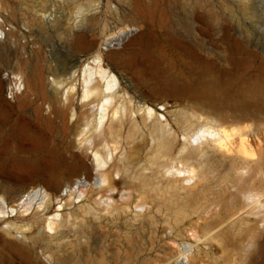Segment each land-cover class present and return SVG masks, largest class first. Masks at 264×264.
I'll return each instance as SVG.
<instances>
[{
	"label": "rangeland",
	"instance_id": "1",
	"mask_svg": "<svg viewBox=\"0 0 264 264\" xmlns=\"http://www.w3.org/2000/svg\"><path fill=\"white\" fill-rule=\"evenodd\" d=\"M83 9L89 10V16L93 14L86 33L96 47H103L109 39L113 45L108 49L119 51L137 29H148L144 40L131 47L132 64L127 69L145 97L150 98L151 87H166L184 98L179 104L168 97L170 110H192L227 126L251 124L261 139L254 143L256 148L261 146V162L253 176L256 186L264 191V0H77L75 9L52 0H0V31L4 27L5 32H0V94L5 101H15L13 82L19 72L24 81L31 77L26 94L33 107L42 113L54 105L64 107L60 95L53 92L51 79L59 76L73 57L71 25L79 16L74 11ZM42 10L55 11L54 24L42 22ZM84 108L75 100L77 113ZM30 111L22 116L32 125ZM66 111L70 128L71 117ZM160 111L171 120L178 116ZM18 115L14 110L13 117ZM173 127L180 133L175 124ZM48 135L61 144L78 147L73 128ZM16 138L8 125L0 128V148L31 142L29 134ZM145 143L138 141L137 149L129 153L124 175L112 173L119 187L127 189L123 192L130 193L129 210L109 212L96 204L93 200L103 191L95 190L83 201L75 197L74 204L65 208L77 216L75 223L64 227L48 244L42 238L32 239L29 259L0 244V264H180L185 261L179 252L186 241L195 243L191 251L194 264H264V207L259 212L240 206L243 198L234 172L238 164L219 158L207 182L191 181L188 188L193 194L183 199L164 187L165 180L150 161L152 149ZM92 153L90 148L82 153L89 169L78 175L83 179L90 174V184L96 181ZM111 162L119 163L115 157ZM16 170L13 159H0L1 177L12 179L19 173ZM142 193L149 197V211L135 218L134 202ZM82 204L97 211L78 208ZM181 207L185 213L176 214ZM228 228L233 235L227 241L209 237ZM192 232L202 239L192 237ZM4 236L19 242V237ZM49 252L53 253L50 262Z\"/></svg>",
	"mask_w": 264,
	"mask_h": 264
},
{
	"label": "bare ground",
	"instance_id": "2",
	"mask_svg": "<svg viewBox=\"0 0 264 264\" xmlns=\"http://www.w3.org/2000/svg\"><path fill=\"white\" fill-rule=\"evenodd\" d=\"M52 1L60 5L68 4L72 9L77 4V0ZM88 12L89 10L84 9L81 12L74 11L79 16L71 25L69 35L73 57L62 68L60 75L51 79L53 92L60 95L64 107L60 109L59 106H51L48 113H42L38 107H33L26 94L31 77L28 82L24 81L23 75L18 72L13 82L15 101H5L0 94V128L8 125L17 136L16 140L31 135L33 145L43 144L48 132L73 128L78 136L77 148L80 154L83 155L86 149H92L94 164L91 168L95 169L93 177L96 181L88 183L90 174L83 179L78 178V175L88 172L89 165H84L76 155L71 158L73 164L63 168V159L56 154L30 161L13 157L17 172L26 166L44 165L47 168L44 179L49 181L43 186L35 184L33 176H27L21 179L17 188L7 189L4 195L0 194V229L3 232L0 233V244L8 252L29 259L31 240L42 238L46 240V244L50 243L64 227L75 223L77 216L65 208L74 204L75 197L80 198V201L90 199L95 190L110 193H98L97 200H93L96 204H101L103 209L109 212L129 210L130 193L123 192L126 188L119 187V181L115 180L112 173L120 172L124 175L127 172L126 158L137 149L136 143L143 140L152 149L150 161L158 167L159 175L166 182L164 187L172 189L181 198L186 199L193 194L188 188L191 181L207 182L208 174L212 172L218 159L228 158L238 164L234 166V172L235 182L238 183L243 198L240 206L257 208L261 212L264 207V191L259 185L256 186L257 179L253 176V172L259 171L261 162V146L256 148L254 143L261 139L251 128V124L247 122L243 126H227L192 110H170L168 97L179 104L184 101L183 96L176 92V87L175 91L166 87H151L150 98L145 97L127 69L132 64L131 47L144 40L148 29H137L119 51H116L118 48L115 51L108 49L113 45L109 39L103 42V47H96V42L86 33L88 20L93 18V14L89 16ZM41 13L40 18L44 23L54 24L57 19L55 11L42 10ZM120 44L121 38L118 46ZM81 55L86 59L81 60ZM110 64L119 65L123 69L114 67L116 71H113ZM77 99L85 107L80 113L75 110ZM28 109H31L32 125L22 116ZM66 109L71 117L70 128L66 123ZM14 110L20 115L13 117ZM160 110L178 116L171 120ZM173 124L180 133H177ZM4 142L8 144V141ZM207 155L209 157L205 159ZM114 157L119 163L111 162ZM31 183L34 185H30ZM80 185L88 188L80 189ZM201 190L200 188V192ZM148 198L142 193L134 202L132 213L135 218L149 211L146 206ZM82 206H86L88 211H97L89 204L79 205L78 208ZM184 210L182 207L178 208L176 214H184ZM240 221L242 223V218ZM232 231L228 228L209 237L227 241L233 235ZM4 234L19 237V242L7 240ZM192 235L197 240L202 239L196 232H192ZM184 244L179 256L183 255L185 261L180 264H194L196 258L191 251L195 243L186 241ZM48 256L47 260L50 262L53 253L49 252Z\"/></svg>",
	"mask_w": 264,
	"mask_h": 264
},
{
	"label": "water",
	"instance_id": "3",
	"mask_svg": "<svg viewBox=\"0 0 264 264\" xmlns=\"http://www.w3.org/2000/svg\"><path fill=\"white\" fill-rule=\"evenodd\" d=\"M48 112L49 107L44 113ZM49 154L59 155L63 159V162L61 163L62 168L73 164L71 160L73 155L78 156V160L84 165H87L84 156L78 152L77 147L61 144L55 137H51L49 135L46 137L45 142L41 145H33L29 141L28 144H15L0 148V159L3 158L11 160L13 157H17L22 161H30L37 160L38 158ZM46 172L47 168L44 165L37 164L34 166H26L24 169L19 171L16 177L12 179H6L0 176V192L4 195L7 189L17 188L18 184L22 182L21 179L27 176H33L35 178L33 181L35 184L46 186V183L49 181L44 179ZM25 186H27V184H25Z\"/></svg>",
	"mask_w": 264,
	"mask_h": 264
}]
</instances>
